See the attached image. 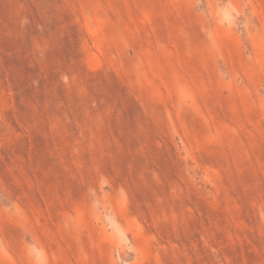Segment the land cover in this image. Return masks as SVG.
<instances>
[{
    "label": "rangeland",
    "instance_id": "rangeland-1",
    "mask_svg": "<svg viewBox=\"0 0 264 264\" xmlns=\"http://www.w3.org/2000/svg\"><path fill=\"white\" fill-rule=\"evenodd\" d=\"M0 264H264V0H0Z\"/></svg>",
    "mask_w": 264,
    "mask_h": 264
}]
</instances>
